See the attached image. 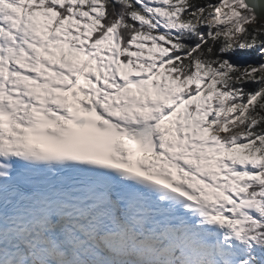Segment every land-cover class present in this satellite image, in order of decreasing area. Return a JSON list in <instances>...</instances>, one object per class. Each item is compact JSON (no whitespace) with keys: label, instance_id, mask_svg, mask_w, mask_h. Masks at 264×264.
<instances>
[{"label":"snow or ice","instance_id":"6c2138e0","mask_svg":"<svg viewBox=\"0 0 264 264\" xmlns=\"http://www.w3.org/2000/svg\"><path fill=\"white\" fill-rule=\"evenodd\" d=\"M260 0H0V264H264Z\"/></svg>","mask_w":264,"mask_h":264},{"label":"rangeland","instance_id":"374dc122","mask_svg":"<svg viewBox=\"0 0 264 264\" xmlns=\"http://www.w3.org/2000/svg\"><path fill=\"white\" fill-rule=\"evenodd\" d=\"M262 26H264V20H257L255 23L246 25L247 28L249 27L260 28Z\"/></svg>","mask_w":264,"mask_h":264},{"label":"water","instance_id":"95a60500","mask_svg":"<svg viewBox=\"0 0 264 264\" xmlns=\"http://www.w3.org/2000/svg\"><path fill=\"white\" fill-rule=\"evenodd\" d=\"M261 3H264V0H260ZM258 20H264V15H262Z\"/></svg>","mask_w":264,"mask_h":264},{"label":"trees","instance_id":"16d2710c","mask_svg":"<svg viewBox=\"0 0 264 264\" xmlns=\"http://www.w3.org/2000/svg\"><path fill=\"white\" fill-rule=\"evenodd\" d=\"M251 28H254V27H249V29H251Z\"/></svg>","mask_w":264,"mask_h":264}]
</instances>
